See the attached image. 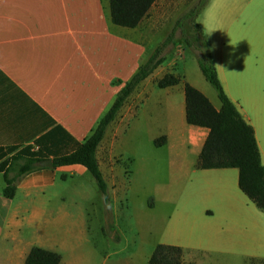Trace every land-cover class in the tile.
I'll list each match as a JSON object with an SVG mask.
<instances>
[{"label":"crops","instance_id":"crops-1","mask_svg":"<svg viewBox=\"0 0 264 264\" xmlns=\"http://www.w3.org/2000/svg\"><path fill=\"white\" fill-rule=\"evenodd\" d=\"M211 5L208 0L196 22L207 40L225 95L254 131L264 165V61L262 67H256L261 55L254 54L255 47L264 50V37L257 30L260 27L264 32V0H226L217 16L207 17L210 26L220 29L207 38L200 22L205 21ZM151 53L140 25L127 29L112 24L108 0H0V151L15 149L0 163L25 147L36 151L34 142L50 131L68 146L70 140L81 144ZM253 56V74L246 81L241 65ZM148 78L126 100L96 150L106 185L118 179L116 159L121 156L115 152L117 140L144 106L148 115L168 123L156 137H165L166 144L171 137H183L188 148L198 151L197 159L208 135L207 129L186 124L181 88L183 100L180 96L176 106L173 94L180 84L161 89L164 97L151 100L154 87ZM181 79L187 83L182 73ZM187 84L207 96L205 85ZM211 104L220 108L219 101ZM174 114L180 120L178 133ZM40 163L17 179L11 200L2 196L0 174V264H24L32 248L56 253L60 264H66L61 254L72 247L71 241L88 239L86 211L77 206L75 212L68 211L64 192L69 180H80L88 172L77 164L52 168ZM112 174L114 181L110 182ZM240 207L253 212L252 220L258 219L264 227V211L249 208L247 201H237L239 214ZM209 214L207 211L202 217ZM259 253H253L251 259L259 261Z\"/></svg>","mask_w":264,"mask_h":264},{"label":"rangeland","instance_id":"rangeland-1","mask_svg":"<svg viewBox=\"0 0 264 264\" xmlns=\"http://www.w3.org/2000/svg\"><path fill=\"white\" fill-rule=\"evenodd\" d=\"M196 2L156 1L139 24L151 52ZM196 23L195 17L186 21L183 29L194 35ZM257 30L264 37L261 28ZM254 50L256 56L261 55L255 65L259 67L264 61V50ZM254 62L253 56L241 65L246 81L253 74ZM181 73L187 83L205 85L206 97L213 104L218 102L215 92L204 81L193 52L181 43L166 49L164 62L148 78L149 85L154 87L151 100L164 97L163 90L156 86L158 80L174 75L180 80L177 93L173 94L178 107V99L183 95L179 89L183 91L185 83ZM146 108L117 140L115 152L121 156L116 159L118 179L113 185L107 184V208L89 174L64 185L67 210L75 212L76 206L84 209L89 229L88 239L72 240V247L61 254L66 264H148L159 244L181 247V264H264V227L258 219L252 220L255 215L250 216L253 212L246 207H240V214L236 208L237 201H247L248 207L255 209L238 188L237 170L197 169L198 151L188 148L183 137H171L168 144L156 147L154 141L163 137L156 136L168 123L160 116L148 115ZM173 121L178 133L180 120L175 114ZM110 140L111 137L108 144ZM109 181H114L113 174ZM207 211L210 214L204 215V219L202 215ZM256 252H260L259 261L250 257Z\"/></svg>","mask_w":264,"mask_h":264},{"label":"trees","instance_id":"trees-1","mask_svg":"<svg viewBox=\"0 0 264 264\" xmlns=\"http://www.w3.org/2000/svg\"><path fill=\"white\" fill-rule=\"evenodd\" d=\"M110 19L113 25L134 29L147 16L157 0H108ZM208 0H197L186 13L177 19L169 34L161 41L116 94L111 106L98 121L88 138L81 144L70 140L68 146L64 140L55 136L54 131L46 133L34 144L36 151L25 147L0 163V174L4 187L2 196L6 200L14 198L18 178L38 168L40 162L51 160L52 168L81 165L93 178L103 203H109L108 188L100 172L96 150L104 138L108 126L116 119L120 109L137 87L164 62L167 48L181 43L193 52L198 69L204 81L215 92L220 103L216 110L209 100L197 89L183 83L185 100V121L189 126L204 128L208 135L198 155L196 168L236 169L239 190L260 211H264V165L254 137V131L240 116L235 106L225 95L219 82L214 61L211 57L207 40L200 26L196 23L194 35L183 28L186 21L197 18ZM180 84L174 75H165L157 82L158 89L174 87ZM165 137L154 141L156 147L165 144ZM9 149L0 151V160L14 152ZM183 250L180 247L159 244L154 248L148 264H181ZM60 255L39 248H32L24 264H60Z\"/></svg>","mask_w":264,"mask_h":264},{"label":"clouds","instance_id":"clouds-1","mask_svg":"<svg viewBox=\"0 0 264 264\" xmlns=\"http://www.w3.org/2000/svg\"><path fill=\"white\" fill-rule=\"evenodd\" d=\"M226 5V0H212V5H211V9L209 10L208 13L205 14L206 19L205 21H201L200 23L203 25L204 27V34L206 35V37H210L213 32L220 30L219 28L215 27L214 25H211L207 22V17L209 15L215 17L219 14L220 10L223 9ZM215 46L213 45V48Z\"/></svg>","mask_w":264,"mask_h":264},{"label":"water","instance_id":"water-1","mask_svg":"<svg viewBox=\"0 0 264 264\" xmlns=\"http://www.w3.org/2000/svg\"><path fill=\"white\" fill-rule=\"evenodd\" d=\"M40 165L42 166H51V161L50 160H46L40 163Z\"/></svg>","mask_w":264,"mask_h":264}]
</instances>
